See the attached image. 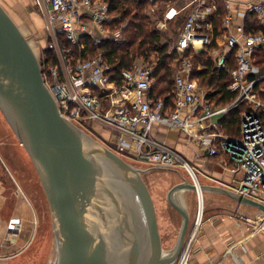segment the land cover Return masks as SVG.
Wrapping results in <instances>:
<instances>
[{"label": "built area", "instance_id": "obj_1", "mask_svg": "<svg viewBox=\"0 0 264 264\" xmlns=\"http://www.w3.org/2000/svg\"><path fill=\"white\" fill-rule=\"evenodd\" d=\"M153 4L158 0H142ZM44 25V44L35 53L44 81L59 115L83 131L92 126L111 133L115 143L105 142L119 157L151 168L184 170L195 187L203 209V195L196 170L184 153L158 141L153 131L163 126L175 132L192 147L198 159L218 157L222 167L233 175V190L264 205V73L254 62L264 60V35L246 33L248 15L264 23V0H251L238 16L225 4L226 16L214 34L216 4L210 0H169L161 16L163 23L184 14V22L169 44L175 60L170 63L173 102L151 97L156 85L157 58L137 57L127 69L116 72L108 63L102 45L124 44L127 22L117 26L119 16L110 10L108 0H35ZM182 6L178 7L177 4ZM215 36V37H214ZM235 51V67L227 61ZM206 53L213 68L225 71L232 83L228 91L236 99L217 106L209 90L193 78L194 55ZM264 64V63H263ZM253 76V79L250 77ZM245 105L234 135L225 134L223 121L235 108ZM100 138V134H97ZM195 151H199L198 154ZM141 168V167H139ZM198 212V210H197ZM202 213V212H201ZM201 217L173 264H187L190 248Z\"/></svg>", "mask_w": 264, "mask_h": 264}, {"label": "water", "instance_id": "obj_2", "mask_svg": "<svg viewBox=\"0 0 264 264\" xmlns=\"http://www.w3.org/2000/svg\"><path fill=\"white\" fill-rule=\"evenodd\" d=\"M0 113L36 169L62 240L58 264L174 263L190 226L180 195L195 187L183 179L168 192L181 226L173 248L164 251L142 171L61 118L35 53L1 4ZM200 191L227 196L264 216V205L234 191L202 185ZM89 217L92 233L85 226Z\"/></svg>", "mask_w": 264, "mask_h": 264}, {"label": "crops", "instance_id": "obj_3", "mask_svg": "<svg viewBox=\"0 0 264 264\" xmlns=\"http://www.w3.org/2000/svg\"><path fill=\"white\" fill-rule=\"evenodd\" d=\"M250 2L224 0L235 17ZM6 3L10 4L8 0ZM16 3L20 4L18 0ZM0 4L4 6L2 0ZM176 6L182 5L179 3ZM180 16L185 18L184 14ZM254 65L259 73H264V64L258 58ZM1 117L0 113V264H7L30 246L36 215L23 190H28L29 184H35L38 178L29 160H26L28 168L19 165L24 160V149L13 135L8 134L6 123L1 121ZM153 135L168 146H178L185 155L189 152L190 163L201 177L202 182L199 181V184L234 191L233 175L229 169L222 167L218 157L197 159L192 147L183 138L163 126H156ZM202 195L203 209L201 206L200 215L198 213L201 223L190 248L187 264H264V218L260 211L239 205L221 194L203 192ZM185 206L190 209L188 202ZM188 213L191 223L195 215H191L190 211ZM179 219L178 213L175 219L171 218L172 227L177 225Z\"/></svg>", "mask_w": 264, "mask_h": 264}, {"label": "rangeland", "instance_id": "obj_4", "mask_svg": "<svg viewBox=\"0 0 264 264\" xmlns=\"http://www.w3.org/2000/svg\"><path fill=\"white\" fill-rule=\"evenodd\" d=\"M2 1L4 2V4H2L4 6L2 7L17 24L24 37L27 39L33 52L38 54L41 51L42 46L45 45L44 38L46 37V31L45 25L41 17L39 16L38 11L35 8V6H37L35 0H18L20 3L19 5L16 3V0H8L10 4L6 3L7 0ZM168 5H171L169 4V0H158L153 4L147 6L146 15L150 20L151 29L157 30V25H162L161 16L168 7ZM183 22L184 17L180 16L179 18H176L175 20L170 23H167L166 25L163 23V31H161L163 32V37L161 39L162 44L169 45L173 42V40L177 37V34L179 33ZM258 23L261 25V27H264V23ZM214 26L215 24H213V27ZM220 27L221 23L218 28ZM259 32L261 33V31H258V33ZM1 118V121L6 123L8 134L13 135V137H15V140L17 141L16 136L12 132L11 128L8 126L3 116ZM92 128V131L84 132L90 135L100 144L109 147L106 145L105 142L109 141L111 144L115 143V138L111 133L99 129L97 126L94 125L92 126ZM97 134H100V138ZM170 147L175 148L173 147V145H170ZM176 149L180 151L179 149L181 148H178L177 146ZM23 152L24 160L21 161L19 165L23 166V168H28L26 160H29L30 162L31 160L27 155L26 151L24 150ZM185 156H187V160L190 161V159L188 158V156H190L189 152ZM122 159L134 168L142 171L141 178L148 187L149 193L154 204L158 232L161 239V247L164 251L171 250L177 240L178 232L181 226V219H179V222L177 221L176 226L172 227L173 225L171 218L175 219L177 213L168 203V192L175 185L181 183L183 179L187 180L190 183V177L184 170H175L168 168L150 169L145 167L144 165L130 162L124 158ZM33 171L35 176L38 178L35 168H33ZM196 176L198 178V181L202 182L198 172H196ZM23 191L27 195V198L29 199L32 207V211L36 215V220L34 222L33 237L28 249L23 251L16 258L11 259L9 261L7 260V264H56L57 261L62 262L60 260L61 256L58 260L59 244L62 243V240L57 234V229L52 219L49 204L47 202V198L41 187L39 179L35 184H29L28 190L26 189ZM180 196V202L184 205L188 202V204H190V209H187L188 212L190 211L191 215H195L193 222L190 223V229L188 231L189 233L194 227V221L196 219V215L199 213L200 203L198 209L196 193L186 192ZM93 221H91L90 217L86 220L85 226H87L89 232L91 230L93 231ZM171 228L174 230L171 231Z\"/></svg>", "mask_w": 264, "mask_h": 264}, {"label": "trees", "instance_id": "obj_5", "mask_svg": "<svg viewBox=\"0 0 264 264\" xmlns=\"http://www.w3.org/2000/svg\"><path fill=\"white\" fill-rule=\"evenodd\" d=\"M108 2L111 12L119 16L117 26L120 27L126 22L128 24L123 30L126 37L124 44L116 45L106 42L102 45L108 63L116 72H119L129 68L137 57L149 59L150 56H155L158 60L155 72L156 85L151 91V97L163 99L171 104L173 102V79L170 63L175 60V54L170 53L168 45L162 44L163 32L150 28V20L146 15L147 6L150 4L142 0H108ZM210 2L215 3L217 7L213 34L216 36L221 20L224 19L227 12L224 0H210ZM244 26L248 34H256L261 31L264 35V27H261L252 15L245 17ZM234 52L231 53L227 61L229 69L235 67ZM257 56L258 61L264 63L261 56L259 54ZM192 62L193 78L198 81L200 86L209 90V98L213 103L217 106H225L236 99L237 93L227 90L232 83L230 76L225 71L215 70L206 53L194 55ZM250 79H253V76ZM248 110L247 106L242 105L230 111L223 121L224 133L228 135L236 133L240 114Z\"/></svg>", "mask_w": 264, "mask_h": 264}, {"label": "bare ground", "instance_id": "obj_6", "mask_svg": "<svg viewBox=\"0 0 264 264\" xmlns=\"http://www.w3.org/2000/svg\"><path fill=\"white\" fill-rule=\"evenodd\" d=\"M199 192H200V189L198 190ZM200 203V209H201V202H199ZM200 213V212H199ZM198 217H199V215H198ZM264 222V221H263ZM62 261V260H61ZM60 262V261H59ZM61 263V262H60ZM56 264H58V261H57V263Z\"/></svg>", "mask_w": 264, "mask_h": 264}]
</instances>
